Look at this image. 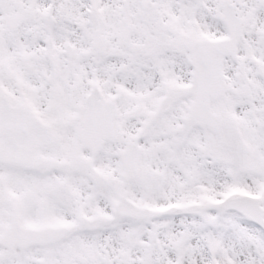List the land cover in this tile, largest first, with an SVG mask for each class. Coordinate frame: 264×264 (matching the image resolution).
<instances>
[{
	"label": "snow or ice",
	"instance_id": "obj_1",
	"mask_svg": "<svg viewBox=\"0 0 264 264\" xmlns=\"http://www.w3.org/2000/svg\"><path fill=\"white\" fill-rule=\"evenodd\" d=\"M0 264H264V0H0Z\"/></svg>",
	"mask_w": 264,
	"mask_h": 264
}]
</instances>
